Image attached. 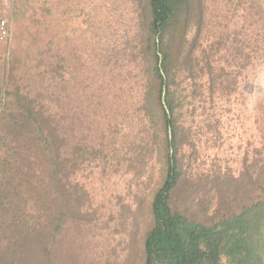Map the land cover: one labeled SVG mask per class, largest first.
<instances>
[{"label":"trees","instance_id":"1","mask_svg":"<svg viewBox=\"0 0 264 264\" xmlns=\"http://www.w3.org/2000/svg\"><path fill=\"white\" fill-rule=\"evenodd\" d=\"M38 1L16 3L14 20L26 11L34 20ZM50 1L39 3L44 16ZM130 10L121 45H93L84 63L79 53L58 54L52 36L26 70L10 54L0 92V264H100L83 258L70 234L91 216L80 180L90 167L122 169L139 186L158 178L146 206L137 197L134 220L147 226L120 264L250 258L244 213L264 206V116L261 157L238 176L195 181L185 175L194 140L184 117H195L196 104L228 101L243 73L254 91L264 0H131Z\"/></svg>","mask_w":264,"mask_h":264},{"label":"rangeland","instance_id":"2","mask_svg":"<svg viewBox=\"0 0 264 264\" xmlns=\"http://www.w3.org/2000/svg\"><path fill=\"white\" fill-rule=\"evenodd\" d=\"M43 1L36 4L38 10L31 21L27 17L32 11L17 15L14 20L13 9L7 56L0 54V92L13 51L22 56L20 69L26 70L34 65L36 49L43 46L38 44L52 36L58 54L79 53L84 63L89 60L93 45L98 51L104 45H121L123 29L132 22L131 0H51V13L46 16L39 10ZM16 3L21 4L20 0H15L14 6ZM43 20L50 21L49 29L37 24ZM248 81L243 73L238 78L237 92L228 101H207L204 107L196 104L194 118L185 113V125L192 127L194 140L193 149L185 148V175L190 181L215 172L238 176L245 165L262 156L258 150L263 141L264 64L255 73L251 94L245 89ZM157 179L153 175L146 185L139 186L122 169L104 172L90 167L83 172L80 180L89 194L91 216L79 235L73 230L70 233L81 246L83 258L100 264H120L131 255L147 226L144 218L134 220L137 197L141 196L146 206ZM256 212L257 208L244 213L249 224L255 220Z\"/></svg>","mask_w":264,"mask_h":264},{"label":"flooded vegetation","instance_id":"3","mask_svg":"<svg viewBox=\"0 0 264 264\" xmlns=\"http://www.w3.org/2000/svg\"><path fill=\"white\" fill-rule=\"evenodd\" d=\"M255 220L249 224V235L252 254L247 260L248 264H264V236L262 233V222L264 221V211L257 208ZM246 263V264H247Z\"/></svg>","mask_w":264,"mask_h":264},{"label":"built area","instance_id":"4","mask_svg":"<svg viewBox=\"0 0 264 264\" xmlns=\"http://www.w3.org/2000/svg\"><path fill=\"white\" fill-rule=\"evenodd\" d=\"M15 0H0V54L7 56L12 38V13Z\"/></svg>","mask_w":264,"mask_h":264},{"label":"water","instance_id":"5","mask_svg":"<svg viewBox=\"0 0 264 264\" xmlns=\"http://www.w3.org/2000/svg\"><path fill=\"white\" fill-rule=\"evenodd\" d=\"M164 94H165V86L163 87V98H164ZM260 209L262 210V211H264V206L263 207H260ZM262 225H263V228H262V233H263V236H264V221L262 222Z\"/></svg>","mask_w":264,"mask_h":264}]
</instances>
